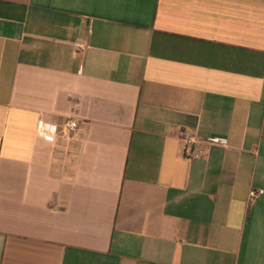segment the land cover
I'll list each match as a JSON object with an SVG mask.
<instances>
[{
  "label": "crops",
  "instance_id": "0c3cea01",
  "mask_svg": "<svg viewBox=\"0 0 264 264\" xmlns=\"http://www.w3.org/2000/svg\"><path fill=\"white\" fill-rule=\"evenodd\" d=\"M252 190L264 0H0V264H264Z\"/></svg>",
  "mask_w": 264,
  "mask_h": 264
},
{
  "label": "built area",
  "instance_id": "2783aa9c",
  "mask_svg": "<svg viewBox=\"0 0 264 264\" xmlns=\"http://www.w3.org/2000/svg\"><path fill=\"white\" fill-rule=\"evenodd\" d=\"M79 49H83L82 45H78ZM79 124L75 120H68L62 124L56 125L47 122H40L38 132L46 140L56 142L59 138L69 141L77 132ZM184 141V156L188 158L201 157L205 152L206 145H226L227 141L224 139H212L203 142L196 133H188L183 138ZM264 195V190H252L250 193L251 200Z\"/></svg>",
  "mask_w": 264,
  "mask_h": 264
}]
</instances>
